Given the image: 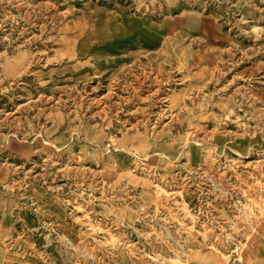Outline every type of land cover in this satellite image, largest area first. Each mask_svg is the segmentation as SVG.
<instances>
[{
	"label": "rangeland",
	"instance_id": "374dc122",
	"mask_svg": "<svg viewBox=\"0 0 264 264\" xmlns=\"http://www.w3.org/2000/svg\"><path fill=\"white\" fill-rule=\"evenodd\" d=\"M264 264V0H0V264Z\"/></svg>",
	"mask_w": 264,
	"mask_h": 264
},
{
	"label": "built area",
	"instance_id": "2783aa9c",
	"mask_svg": "<svg viewBox=\"0 0 264 264\" xmlns=\"http://www.w3.org/2000/svg\"><path fill=\"white\" fill-rule=\"evenodd\" d=\"M227 264H243L240 259L234 258L230 263L228 262Z\"/></svg>",
	"mask_w": 264,
	"mask_h": 264
}]
</instances>
